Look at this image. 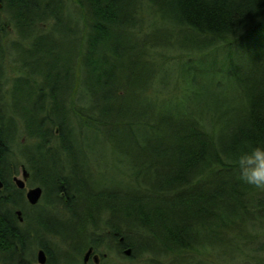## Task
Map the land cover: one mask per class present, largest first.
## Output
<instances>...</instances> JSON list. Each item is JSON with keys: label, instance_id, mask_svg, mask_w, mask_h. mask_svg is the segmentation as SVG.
Returning a JSON list of instances; mask_svg holds the SVG:
<instances>
[{"label": "trees", "instance_id": "obj_1", "mask_svg": "<svg viewBox=\"0 0 264 264\" xmlns=\"http://www.w3.org/2000/svg\"><path fill=\"white\" fill-rule=\"evenodd\" d=\"M145 1L160 24L190 32L184 30L178 47L175 34L146 23L143 0H0V41L14 28L24 52L31 49V72L43 66L37 82L30 81L33 73L27 77L33 91L25 99L18 97L25 72L13 81L8 107L2 105L6 80L0 67L1 159L13 158L10 143L20 118L34 140L28 147L40 150L24 146L25 165L43 155L47 170L70 173L69 200L54 198L64 210L51 211L52 221L38 234L47 264H84L89 248L97 254L102 243L121 256L131 249V260L148 256L146 264H210L230 259L223 249L214 253L229 235L241 237L236 255L260 238L246 232L260 227L251 217L264 208V191L237 178L236 158L249 146H264V0ZM67 3L81 10L80 26L66 22ZM130 8L132 16L124 15ZM123 33L137 41L130 50L134 67L119 62L126 57L116 44L123 43ZM65 39L77 51L63 52ZM6 49L0 42V66ZM158 63L167 73L180 65L176 75L186 83L188 99L163 88L165 78L155 84ZM87 132L113 150L119 145L116 151L125 157L112 169L128 184L96 179L94 163L77 158ZM123 162L127 171L118 166ZM54 222L71 226L60 245ZM9 238L0 222V252H15ZM104 253L109 256L103 252L102 259Z\"/></svg>", "mask_w": 264, "mask_h": 264}, {"label": "rangeland", "instance_id": "obj_2", "mask_svg": "<svg viewBox=\"0 0 264 264\" xmlns=\"http://www.w3.org/2000/svg\"><path fill=\"white\" fill-rule=\"evenodd\" d=\"M142 5L144 7L142 10L143 12L142 17L147 21L146 23H148V25L155 24L159 26L160 28H164V32L167 34H172V35L175 34L176 37H174L173 39L175 41L174 45L175 47H178L179 42L184 41V38H185L184 30L185 29L175 28L170 24L163 26V24H160L158 22L157 18L153 17L151 14H149V12H147L148 11L146 8L147 2L145 0H143ZM65 12H66V22H70L74 25L77 24L78 26H80L81 22L78 17V15L81 14L80 9L75 10V8L70 3H67ZM124 12L126 13L124 15H127L129 17H131L133 14L131 8L129 10H125ZM51 22L52 21L48 20L46 21V24H45L46 26L44 25H41V26H43V28H46L49 26V24H51ZM187 32L190 34L189 31ZM168 36L170 37V35ZM17 37H18V34L16 30L14 28H9L8 32H3L2 40L0 41L4 49H6L7 47L8 48L10 47V50L8 49L5 50L6 52L4 53V60H3L4 62H3V65L1 64L0 66L1 71H3L5 74L4 80H6L5 81L6 84L3 88V94H2V98H3L2 105L6 107H8V105L11 104V95H12L11 90H12V84L14 83L13 81L17 80V77L25 72V76L23 79H26V80L19 82L20 86L22 85H25V86L21 87L20 90L18 91V97H20L21 99H25L27 95L29 94V92L33 91L30 85V81H33L35 83L39 79H41V76H39L40 74L39 71L42 70L43 68L42 66L40 67V70L37 69V71L33 70L31 72V64H33V62L32 63L30 62L31 49L28 52H24V48L26 46L24 44L17 43L16 42ZM121 39L123 40V43H121L120 41L116 42L117 45L120 44L118 46V52L121 54V56L125 55L126 57L122 60H119V62H121L124 66H127L130 62L129 66L134 67L132 63L134 62L135 57L134 58L132 57L133 52L130 50L132 46H135L137 44V41L134 39L133 36L129 35L128 33H123V35L121 36ZM160 40H162L161 37L159 41ZM64 42H65V45H62L63 52L72 53V51L73 52L77 51L76 48L75 49L73 48L74 44H71L70 42H68L67 39H65ZM148 46H151V44H148ZM22 48H23V51H22ZM21 60L24 61L26 65V70L25 69L23 70L21 68L22 63H23ZM179 66L177 67V65L173 64L169 72L167 73L164 67L162 66V64L160 63L156 64V67L154 68V77H155L154 82L155 84H159L165 78V83H164L163 88H166V89L168 88L170 90L175 89L174 93L175 95H177V97L188 99L185 95L186 93L184 92V90L187 88V85L183 80L181 79L179 80L176 75V72ZM123 71L126 72L125 69H123ZM124 72H122L121 74H115V78L120 79V77H122V74ZM31 73L35 74V75H32L34 76L35 81L34 80L28 81L29 79H27V77L30 76ZM78 90H79L78 92L79 95L84 100L85 93H84L83 87L80 86ZM180 100L183 101V99H180ZM191 100L193 104V98ZM128 101L130 104L129 109L133 108L134 106L133 101L129 98H128ZM165 103L168 106H170L173 104V100L171 98H166ZM17 122H18V131H16L15 133L14 143L13 142L10 143V146H11L10 153L13 155V158L11 161L14 162L15 164L17 162H20L21 164L22 163L26 164V161L29 159L27 158L28 155H23V154H27L25 153L26 151H22V149L23 150L25 149L24 146L27 145L26 148L30 149V152L35 153V154H39L40 150L37 146L31 145L28 147V144H30V142L34 140L29 138L26 132L23 131V128H25V126L23 125L22 120L18 118ZM79 142L80 144H82V147H81L82 149L81 151H79L81 153L80 155L82 156H79L77 158H79V160L86 158V160H88L89 162L94 163V166L92 167L95 169L94 175L96 176V179L102 180V181L105 179L109 181H113L115 182V185L117 186H121V184H128L127 178L121 176L123 174L122 172L120 173L118 169H112V166L115 164L114 163L115 160L121 161L125 157L124 154H121L120 152L116 151L119 145H117L113 150L112 146H110L109 143L101 140V138L95 135L93 132L84 133V135L81 137V140ZM118 166L122 167L125 171H127L126 163L123 162L122 164H119ZM81 177H85V176L81 174ZM55 198L57 199L56 196ZM64 208H65L64 206L63 207L60 206L58 201L55 200L53 204L52 212L56 214H59V213L61 214ZM256 214L259 215L260 218L256 217ZM256 214L254 217H251V218L261 228L260 227L257 229L250 228L249 231L246 232V235L252 234L254 236V234H256L257 236L260 237L258 241L252 245H242L243 247H250V249L244 250V252L242 251L240 254L236 255L233 252H235L236 246L239 247L241 237L238 235L236 237H233V235L231 236L229 235V237H227L223 242L224 243L223 248H220L221 246L218 247L217 249H215L214 253H222L220 251L223 249L226 252V255L229 256L230 259H225L223 257H220L219 259L213 258L210 260V264H264V248L261 249L260 251L258 250L259 253L256 250L257 251L256 254L254 253L255 250H253V248L257 246L259 247V245L264 244V208L261 210H258V213ZM245 223H246V228L250 226L249 224H251L249 221H246ZM70 230H71L70 225H63V223H56V222L53 223L51 231L59 234L60 236V239L58 240V245H60V243L65 238L64 236H66L68 232H70ZM215 241L217 240H214V242ZM103 252H108L109 256H107V253H104L106 254V258L102 259L101 257L100 264H146L145 260L146 258H148L147 256V257L131 260L130 259L131 254L127 255L124 252L123 256L118 255L116 251H114L113 249L112 250L109 249L105 243L101 244L100 249L97 252V254L101 256V253ZM254 255L256 257H254ZM164 261L166 263H169L171 260L165 259ZM89 264H95V262L91 261Z\"/></svg>", "mask_w": 264, "mask_h": 264}, {"label": "flooded vegetation", "instance_id": "obj_3", "mask_svg": "<svg viewBox=\"0 0 264 264\" xmlns=\"http://www.w3.org/2000/svg\"><path fill=\"white\" fill-rule=\"evenodd\" d=\"M1 157L0 151V222L9 228L15 252L12 250L7 254L0 252V264H22L23 256L28 258L25 260L26 264H37L40 251L44 252L47 264L49 257L42 243L38 242V234L52 221L51 211L55 194L57 193V200H69L66 181L70 173L63 170L58 172L47 170L50 167L49 159L43 155L32 156L34 164L27 166L20 162L15 164L5 160L6 157L2 159ZM24 170L27 171L26 176ZM36 188L41 189V195L38 202L33 204L28 193ZM42 233L43 231L41 235ZM1 236L5 238L6 235ZM46 236L44 234L45 240ZM8 242L12 243L10 238ZM95 254L93 250L87 264L93 261Z\"/></svg>", "mask_w": 264, "mask_h": 264}, {"label": "clouds", "instance_id": "obj_4", "mask_svg": "<svg viewBox=\"0 0 264 264\" xmlns=\"http://www.w3.org/2000/svg\"><path fill=\"white\" fill-rule=\"evenodd\" d=\"M238 179L244 184L264 191V146H249L236 158Z\"/></svg>", "mask_w": 264, "mask_h": 264}, {"label": "water", "instance_id": "obj_5", "mask_svg": "<svg viewBox=\"0 0 264 264\" xmlns=\"http://www.w3.org/2000/svg\"><path fill=\"white\" fill-rule=\"evenodd\" d=\"M26 175H27V171L24 170V176H26ZM22 184H23V182H22ZM40 195H41V189L40 188H36L34 190H31L28 193L29 199H30L31 203H33V204L38 202ZM92 253H93V248H89V250L85 253V255L83 257L84 264L88 263ZM125 254L130 255L131 249L125 250ZM93 261L95 262V264H100L99 263L100 262L99 255H97V254L93 255ZM45 263H46L45 254L43 251H40L39 255H38V263L37 264H45Z\"/></svg>", "mask_w": 264, "mask_h": 264}]
</instances>
